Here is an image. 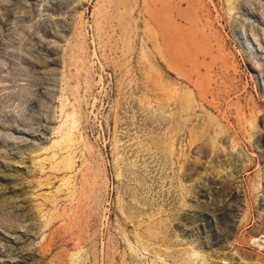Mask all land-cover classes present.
I'll return each instance as SVG.
<instances>
[{
	"label": "rangeland",
	"instance_id": "1",
	"mask_svg": "<svg viewBox=\"0 0 264 264\" xmlns=\"http://www.w3.org/2000/svg\"><path fill=\"white\" fill-rule=\"evenodd\" d=\"M0 264H264V0H0Z\"/></svg>",
	"mask_w": 264,
	"mask_h": 264
}]
</instances>
